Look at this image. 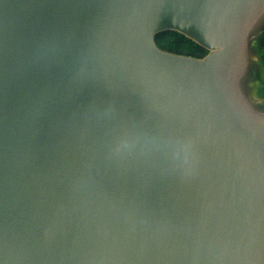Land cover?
Returning <instances> with one entry per match:
<instances>
[{
    "label": "water",
    "instance_id": "water-1",
    "mask_svg": "<svg viewBox=\"0 0 264 264\" xmlns=\"http://www.w3.org/2000/svg\"><path fill=\"white\" fill-rule=\"evenodd\" d=\"M0 264H264V0H0Z\"/></svg>",
    "mask_w": 264,
    "mask_h": 264
},
{
    "label": "rangeland",
    "instance_id": "rangeland-1",
    "mask_svg": "<svg viewBox=\"0 0 264 264\" xmlns=\"http://www.w3.org/2000/svg\"><path fill=\"white\" fill-rule=\"evenodd\" d=\"M160 48L179 55L192 56V57H203L204 54L199 52L194 46H192L185 39L178 36H164L159 41Z\"/></svg>",
    "mask_w": 264,
    "mask_h": 264
},
{
    "label": "trees",
    "instance_id": "trees-1",
    "mask_svg": "<svg viewBox=\"0 0 264 264\" xmlns=\"http://www.w3.org/2000/svg\"><path fill=\"white\" fill-rule=\"evenodd\" d=\"M164 36H178L180 38H183L185 39L187 42H189L192 46H194L196 49H198L199 52L203 53L204 55L206 54V51L203 50L202 48L198 47L197 45H195L193 42L189 41L188 39L184 38L183 36L175 33V32H164V33H161L159 35L156 36V43L158 45V47L160 48V44H159V41H161L162 38H164Z\"/></svg>",
    "mask_w": 264,
    "mask_h": 264
}]
</instances>
